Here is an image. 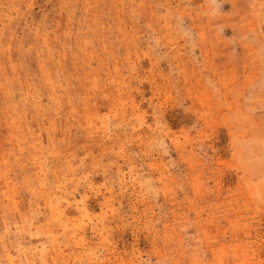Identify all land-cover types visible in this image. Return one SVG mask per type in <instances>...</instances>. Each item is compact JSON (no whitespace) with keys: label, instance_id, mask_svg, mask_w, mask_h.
I'll list each match as a JSON object with an SVG mask.
<instances>
[{"label":"rangeland","instance_id":"374dc122","mask_svg":"<svg viewBox=\"0 0 264 264\" xmlns=\"http://www.w3.org/2000/svg\"><path fill=\"white\" fill-rule=\"evenodd\" d=\"M0 264H264V0H0Z\"/></svg>","mask_w":264,"mask_h":264}]
</instances>
